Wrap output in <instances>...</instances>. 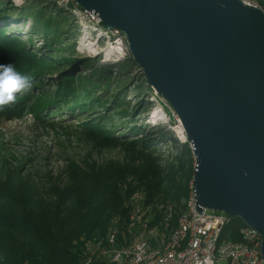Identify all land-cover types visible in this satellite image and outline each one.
<instances>
[{
    "label": "rangeland",
    "instance_id": "374dc122",
    "mask_svg": "<svg viewBox=\"0 0 264 264\" xmlns=\"http://www.w3.org/2000/svg\"><path fill=\"white\" fill-rule=\"evenodd\" d=\"M249 1L264 12V0ZM8 2L0 0V64L19 61L34 69L17 70L31 75L33 87L1 111L0 199L24 183L65 182L68 165L90 158L127 156L159 170L177 168L175 183L191 187L194 158L189 141L179 137L178 116L148 84L124 35L103 28L73 0ZM23 10L29 13L17 16ZM152 229L148 225L142 237Z\"/></svg>",
    "mask_w": 264,
    "mask_h": 264
},
{
    "label": "water",
    "instance_id": "95a60500",
    "mask_svg": "<svg viewBox=\"0 0 264 264\" xmlns=\"http://www.w3.org/2000/svg\"><path fill=\"white\" fill-rule=\"evenodd\" d=\"M73 1L124 35L178 116L196 211L255 228L264 261V12L242 0Z\"/></svg>",
    "mask_w": 264,
    "mask_h": 264
},
{
    "label": "trees",
    "instance_id": "16d2710c",
    "mask_svg": "<svg viewBox=\"0 0 264 264\" xmlns=\"http://www.w3.org/2000/svg\"><path fill=\"white\" fill-rule=\"evenodd\" d=\"M4 35L0 29V45ZM15 64L23 73L34 69L30 63ZM78 164L81 167L68 165L65 182L49 181L40 187L24 183L22 189L11 187L0 199V264H83L87 259L88 264H108L111 251L130 244L143 225L168 233L186 209L191 187L189 182L175 183L177 168L159 170L127 156L103 162L90 158ZM136 208L139 222L133 218ZM146 209L145 215H152L148 223ZM239 226V221L230 220L223 236L236 239ZM110 234H114L112 243Z\"/></svg>",
    "mask_w": 264,
    "mask_h": 264
},
{
    "label": "built area",
    "instance_id": "2783aa9c",
    "mask_svg": "<svg viewBox=\"0 0 264 264\" xmlns=\"http://www.w3.org/2000/svg\"><path fill=\"white\" fill-rule=\"evenodd\" d=\"M242 1L250 4L249 0ZM169 216V213L165 216L164 223ZM133 218L140 221L138 208ZM232 219L207 208L197 212L191 187L186 209L178 217L174 229L167 233L154 226L147 230V237H142L147 228L143 225L130 244L111 251L108 264H220L221 261L226 264H264L262 236L255 228L234 218L240 222L237 238L223 236ZM113 240L114 234H110L108 241L112 243ZM89 261L87 259L83 264Z\"/></svg>",
    "mask_w": 264,
    "mask_h": 264
},
{
    "label": "clouds",
    "instance_id": "9594fccd",
    "mask_svg": "<svg viewBox=\"0 0 264 264\" xmlns=\"http://www.w3.org/2000/svg\"><path fill=\"white\" fill-rule=\"evenodd\" d=\"M32 81L31 75L20 73L12 63L0 64V111L17 105L31 91Z\"/></svg>",
    "mask_w": 264,
    "mask_h": 264
},
{
    "label": "bare ground",
    "instance_id": "6f19581e",
    "mask_svg": "<svg viewBox=\"0 0 264 264\" xmlns=\"http://www.w3.org/2000/svg\"><path fill=\"white\" fill-rule=\"evenodd\" d=\"M155 120H157V114H156V113H154V114L152 115V121H155ZM178 134H179V137H180L183 141L187 140V139H186V136H185V133H184V130H183V127L181 126V124H179Z\"/></svg>",
    "mask_w": 264,
    "mask_h": 264
}]
</instances>
